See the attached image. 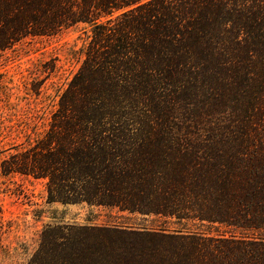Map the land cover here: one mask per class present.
<instances>
[{
    "label": "trees",
    "instance_id": "1",
    "mask_svg": "<svg viewBox=\"0 0 264 264\" xmlns=\"http://www.w3.org/2000/svg\"><path fill=\"white\" fill-rule=\"evenodd\" d=\"M80 22L47 131L2 173L45 178L48 201L184 223L81 226L50 264H264V0H0V50ZM185 100L226 118H144Z\"/></svg>",
    "mask_w": 264,
    "mask_h": 264
},
{
    "label": "rangeland",
    "instance_id": "2",
    "mask_svg": "<svg viewBox=\"0 0 264 264\" xmlns=\"http://www.w3.org/2000/svg\"><path fill=\"white\" fill-rule=\"evenodd\" d=\"M91 26L77 23L56 34L29 36L0 50V264H50L66 256L67 238L81 226L129 225L174 228L184 221L130 214L114 207L48 201L46 179L19 172L2 173V161L39 140L47 131L61 94L78 70ZM184 93L176 94L183 98ZM178 100V99H174ZM149 107L145 119L211 126L225 114H198L189 100ZM206 106V105H205ZM207 107V106H206ZM210 113V112H209ZM186 227L214 231L223 228L198 222Z\"/></svg>",
    "mask_w": 264,
    "mask_h": 264
}]
</instances>
